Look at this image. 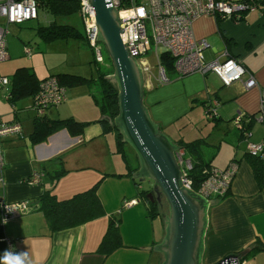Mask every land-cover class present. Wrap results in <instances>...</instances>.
I'll return each instance as SVG.
<instances>
[{
  "label": "crops",
  "instance_id": "0c3cea01",
  "mask_svg": "<svg viewBox=\"0 0 264 264\" xmlns=\"http://www.w3.org/2000/svg\"><path fill=\"white\" fill-rule=\"evenodd\" d=\"M194 34L196 39L206 40L208 46L204 49V55L207 60H225L233 55L256 76L259 85L251 89H247L243 82L226 86L214 73L179 77L174 72L161 90L174 87V92L170 94L175 98L183 97L184 103L195 100L205 107L217 100L219 115L214 120L216 127L225 119L235 120L240 115L247 127L251 124V140L261 142L264 139V122L251 123L250 120L260 110L264 90V6L250 11L246 19L240 22L230 18L202 16L194 23ZM75 40L78 39L54 42L55 48H70L73 52L78 51L79 55L70 56L67 67H62L61 63L51 65L53 71L50 69L52 73L49 76L74 74L97 79L91 54L82 47L85 43ZM63 60L68 61V56ZM156 76L152 78L147 75L145 78V100L157 88L152 81ZM93 93H100L97 82L68 88L66 104L60 105L57 110L59 118L73 117L89 122L81 136L73 137L66 130H61L35 145L29 138L34 130L33 124V130L23 140L15 136L3 138L0 198L6 203L26 201L32 210L3 223L0 204V257L8 250L16 254L27 253L25 264H145L146 259L149 261L150 258L162 264L164 255L155 247L165 238V220L162 216L150 217V204L141 195V183L137 184L134 177L125 176L127 166L119 159L120 156H115L118 154L108 137L110 133L104 134L105 126L101 121L105 115L95 103ZM151 101L156 121L159 122L156 123L161 128L167 112L158 106L162 101L160 97ZM182 107L177 105L176 112H182ZM27 108H32V102ZM147 108L151 114L150 108ZM47 115L55 118L50 113ZM0 117L4 119V116ZM19 118L17 113L14 118L4 120L22 124ZM221 127H225V124H221ZM229 130L238 136V144L233 143L230 149L222 146L221 142L210 143L209 137L204 136L211 145L218 147L213 167L226 169L236 160L239 170L226 197L217 200L220 197L214 196L210 199L203 264H215L229 254L251 251L253 246L264 243V186L260 187L256 180L246 156L247 147L243 150L239 144L243 140L239 127L228 126ZM224 147L230 152H223ZM121 165L124 166L123 171L120 170ZM61 169H65L66 174L55 181V173ZM36 173L40 175V181L31 183ZM111 181L125 184L126 187L122 190L116 188L114 200L105 201L102 192L105 193L104 189ZM98 182V188L105 184L98 191L105 215L76 227L51 231L45 214L40 210L38 197L50 190L59 200H67L91 189ZM131 184L135 185L136 194L132 193ZM131 200L136 203L125 206ZM111 220L117 222L122 246L111 255L104 256L98 250ZM250 251L244 257V264H264V252L250 256ZM155 254L159 258L154 257Z\"/></svg>",
  "mask_w": 264,
  "mask_h": 264
},
{
  "label": "built area",
  "instance_id": "2783aa9c",
  "mask_svg": "<svg viewBox=\"0 0 264 264\" xmlns=\"http://www.w3.org/2000/svg\"><path fill=\"white\" fill-rule=\"evenodd\" d=\"M108 6L118 9L122 25V39L131 56L138 59L144 71L149 72L148 62L143 56L154 47L158 58L160 82H168L166 69L161 64V54L166 52L174 58V72L179 77L194 73L207 75L214 73L220 77L224 85L243 82L247 89L259 85L256 76L244 64L233 57L226 60H207L204 49L208 46L206 40H198L194 34V23L202 16L230 18L243 21L252 10L259 9L260 0H106ZM80 12L86 26V41L93 50L98 63H105L103 44L98 40L99 27L97 25L94 8L90 0H79ZM40 0H0V61L10 59L6 36L11 24L38 19ZM143 13V14H141ZM162 49V50H160ZM25 53L32 56L33 50L27 46ZM11 79L0 75V92L6 91L10 97ZM67 97V89L57 77L47 78L42 82L38 93L32 99V108L37 116L46 115L49 109L61 105ZM216 101L206 107L210 118L217 115ZM213 114V115H212ZM257 121L264 122V90L261 94V106L256 116ZM238 127L242 126L239 115L235 120ZM243 140L247 142V152L252 156L264 159V139L261 142L251 140L252 131L244 128ZM24 139L22 124L18 121L6 122L0 117V162L2 163V140L6 137ZM178 163L183 172L184 183L192 188V181L187 176V170L192 169L190 160L184 158V150L177 152ZM239 165L232 161L226 169L212 167L207 179L203 182L198 193L211 199L214 196L224 197L229 193L232 183L238 173ZM40 181V175L35 174L31 183ZM193 189V188H192ZM136 203L131 200L125 206ZM1 221L17 217L32 210L28 202L6 203L0 198ZM11 253L16 254L14 251ZM244 259L230 257L221 264H244Z\"/></svg>",
  "mask_w": 264,
  "mask_h": 264
},
{
  "label": "trees",
  "instance_id": "16d2710c",
  "mask_svg": "<svg viewBox=\"0 0 264 264\" xmlns=\"http://www.w3.org/2000/svg\"><path fill=\"white\" fill-rule=\"evenodd\" d=\"M40 3V8H44L46 11L53 13L55 16H68L80 11L79 0H40ZM257 5L259 8H262L264 6V0H260ZM39 33L47 42L78 39L84 40V45L90 48L86 41L85 35L80 33L78 29L72 25H58L56 23H52L48 27H41ZM105 57V67L96 61L95 56L93 58L92 63L97 70V79L86 78L84 76L74 74H59L57 76H48L41 80L33 68L21 67L11 80V92L9 99L11 101L24 97H31V99H33L38 93L42 82L50 77H57L67 90L73 86L97 82L100 86V93H98V95L93 93L92 96L95 100V103L99 106L103 115L114 120L120 111L118 101L119 90L117 85L108 78L109 75L114 74V66L107 49ZM160 61L166 69L167 74L174 73L173 57L164 52L161 54ZM49 111H51V109L47 111L46 115L37 116L34 120V130L30 134L29 138L35 145L46 141L51 135L61 130H66L73 137L81 136L85 131L86 125L89 123L78 121L73 117L50 118L47 115ZM257 114L251 116V123L257 121ZM217 118L218 115H213L212 118L208 117V119L212 120H216ZM101 122L105 126L104 134L112 133L116 137L119 152L122 154V159L124 160L128 169L125 176L134 177L135 173L139 170L140 164L138 161V166L132 165L126 151V145L128 143L123 141V134L115 125L110 124L107 120H103ZM243 127L250 130L249 128H251V124L247 127L244 123V119H242V126L239 127L242 139L245 135V129H243ZM174 141L180 145L181 149L184 150V158L186 160H190L192 163V169L187 170V176L192 181L191 185L193 190L198 192L203 182L209 175L207 171H210L213 167V162L217 155L218 147L211 145L205 137L191 141H186L183 139ZM206 149L210 150L206 151ZM246 156L253 168L259 186L263 187L264 159L258 156H252L248 152ZM65 174V169L57 171L54 176L55 181L61 179ZM117 176L122 177L124 175L118 174ZM135 182L137 184L141 183L140 179H135ZM99 184L100 182L95 184L91 189L80 192L67 200H59L50 190L45 191L41 196H39L38 202L40 210L45 214L51 231L55 232L76 227L105 215L104 206L101 202V199L99 198L97 190ZM141 195L149 201L150 205L148 210L150 217L157 218L167 214L168 205L162 196H158L157 200L151 201L147 197V191H141ZM225 197L226 196L217 200L224 199ZM121 246L122 235L120 233L119 227L115 220H111L107 233L105 234L98 251L104 256H109ZM261 252H264V243L253 246L249 254L250 256H253Z\"/></svg>",
  "mask_w": 264,
  "mask_h": 264
},
{
  "label": "water",
  "instance_id": "95a60500",
  "mask_svg": "<svg viewBox=\"0 0 264 264\" xmlns=\"http://www.w3.org/2000/svg\"><path fill=\"white\" fill-rule=\"evenodd\" d=\"M90 1L99 27L98 40L114 66V74L108 78L119 90L118 116L103 120L115 125L135 151L140 167L134 178L153 181L147 197L154 201L162 196L168 205L167 214L162 215L166 235L155 250L164 255L162 264H203L210 199L185 185L177 159L181 147L151 117L145 104L144 71L124 45L118 9L108 6L106 0ZM249 251L229 254L215 264L230 257L244 259Z\"/></svg>",
  "mask_w": 264,
  "mask_h": 264
},
{
  "label": "rangeland",
  "instance_id": "374dc122",
  "mask_svg": "<svg viewBox=\"0 0 264 264\" xmlns=\"http://www.w3.org/2000/svg\"><path fill=\"white\" fill-rule=\"evenodd\" d=\"M52 23H56L58 25H72L75 26L80 33L84 35L86 34V26L80 11L68 16H55L53 13L46 11L44 8H40L38 19L29 20L21 24H11L9 26V33L6 36V41L8 45V52L11 57L8 60L0 61L1 76H6L12 80L19 68L29 67V68H33L36 74L38 75V77L41 80H43L45 77L51 75L50 74L52 73L50 72L51 65L55 63L56 64L61 63L62 67H67V63H69L70 56L79 55L77 53L78 51L75 50V52H73L72 49L70 48H65V47L55 48L54 42L56 41L53 42L45 41L44 37L39 33V30L41 27H45V26L48 27ZM57 41H61V40H57ZM78 41L84 44V40H75V42ZM27 46L32 48L33 50L32 56H29L25 53V48ZM82 47L90 52L91 60H92L93 59L92 50L88 46L86 48L84 47V45H82ZM103 52L106 55V48L104 45H103ZM66 56H68V61H65L66 62L65 63L63 59H65ZM229 57H233L235 59L240 60L239 58L233 55ZM143 59H145L148 62L150 67L149 72L144 71L143 69L145 78L147 75L153 76L152 78H154V75L158 76L160 68H159L158 58L154 53V47L152 48V50L149 51L148 54L143 56ZM105 64L106 62L102 63L101 65L105 67ZM95 69L96 67L94 66L93 70L96 73ZM167 75L168 77H170L171 74H167ZM157 76L154 80H152L153 84L157 86V88L155 89L154 92H152L151 97L148 96V98L145 100V103L150 108L153 120L157 122L154 114V108L151 105L152 103L151 100L157 99L159 97L160 99H162V101L159 102L158 106L162 107L167 112V118L161 124V129L170 138L179 139V140L181 139L193 140L200 137L208 136L209 137L208 141L210 143L221 142L222 146H225L226 148L229 149L231 148L233 143L238 144V136L236 137L235 133L231 134L230 130L228 131V126H230L231 128L237 127L234 120H230V118L225 119V122L222 121L216 127L214 120L208 119L209 116L207 114V109L205 106H203L201 103L195 100H190L189 102L184 103L182 102L183 97L175 98L174 95L170 94V92H174L173 90L174 87H167L161 90V88L163 87L162 85L165 84L166 82H160ZM226 86H230V85H226ZM10 92L11 89L9 93ZM214 101L218 103L217 100ZM31 102H32L31 97L14 99V101H11L8 98V94L6 91L0 92V115L4 116V119H10V118H14L15 115L18 113L20 117L19 120L22 121V128L25 138H27L28 137L27 135L33 130L32 129L34 124L33 119L37 116V112L35 109L27 108L28 106L30 107ZM65 104L66 103L64 102L61 105H65ZM177 105H183L181 110L182 112H176ZM59 106L49 111L51 116L55 118L58 117L57 110ZM75 111L78 110H76L75 108ZM217 115H219L218 109H217ZM221 124H225V127H221ZM108 137L114 147L115 153L118 154L115 156L116 157L120 156L119 159L123 163H125L124 160L122 159V154L119 152L115 135L110 134L108 135ZM239 144L242 145L241 147L243 150L247 147V142L245 140H242L241 142H239ZM225 147L223 149V152L229 153L230 150L226 149ZM208 150L210 149H206V151ZM126 151L129 156V159L131 160L132 165L138 166L136 153L128 144L126 145ZM121 166L122 167L120 170L123 171L124 166L123 165ZM104 186L105 184H103L102 187L98 188L97 190L98 191L101 190ZM131 186L133 189L132 193L135 192L136 194L137 189L135 188V185L131 184ZM141 186L143 190L149 191L153 188V181H150L149 179L143 180L141 181ZM123 187H126V185L111 181L107 186V188L104 189L105 193L103 194L102 192L105 201L108 200L113 201L115 189L118 188L119 190H122ZM153 256L158 257L156 254ZM145 264H160V263L154 260L151 261L150 258L149 261L146 259Z\"/></svg>",
  "mask_w": 264,
  "mask_h": 264
},
{
  "label": "clouds",
  "instance_id": "9594fccd",
  "mask_svg": "<svg viewBox=\"0 0 264 264\" xmlns=\"http://www.w3.org/2000/svg\"><path fill=\"white\" fill-rule=\"evenodd\" d=\"M26 259L27 253L13 254L5 250L4 255L0 257V264H25Z\"/></svg>",
  "mask_w": 264,
  "mask_h": 264
},
{
  "label": "flooded vegetation",
  "instance_id": "af4514ba",
  "mask_svg": "<svg viewBox=\"0 0 264 264\" xmlns=\"http://www.w3.org/2000/svg\"><path fill=\"white\" fill-rule=\"evenodd\" d=\"M155 199L154 200H157V197H154Z\"/></svg>",
  "mask_w": 264,
  "mask_h": 264
},
{
  "label": "snow or ice",
  "instance_id": "6c2138e0",
  "mask_svg": "<svg viewBox=\"0 0 264 264\" xmlns=\"http://www.w3.org/2000/svg\"><path fill=\"white\" fill-rule=\"evenodd\" d=\"M141 14H143V13H141Z\"/></svg>",
  "mask_w": 264,
  "mask_h": 264
}]
</instances>
